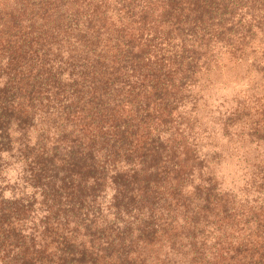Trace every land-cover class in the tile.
<instances>
[{
	"label": "trees",
	"instance_id": "16d2710c",
	"mask_svg": "<svg viewBox=\"0 0 264 264\" xmlns=\"http://www.w3.org/2000/svg\"><path fill=\"white\" fill-rule=\"evenodd\" d=\"M226 66L264 80V0H0V264H264V88L199 114Z\"/></svg>",
	"mask_w": 264,
	"mask_h": 264
},
{
	"label": "rangeland",
	"instance_id": "374dc122",
	"mask_svg": "<svg viewBox=\"0 0 264 264\" xmlns=\"http://www.w3.org/2000/svg\"><path fill=\"white\" fill-rule=\"evenodd\" d=\"M216 78L220 82L211 85L204 92L207 98V106L199 110L200 116L205 117V119L209 116L210 111L213 115L221 113L224 117V114L236 108L241 109L247 105H254L253 92L254 95L259 96L261 94L260 90L264 88V80L255 74H246L243 67L226 66L218 71ZM255 81H258V83L256 89L252 90L249 87ZM255 105H257V101H255ZM228 179L229 177L226 184L229 181Z\"/></svg>",
	"mask_w": 264,
	"mask_h": 264
}]
</instances>
